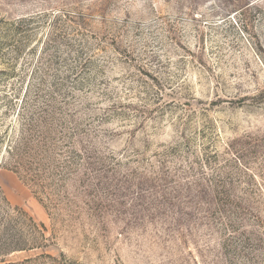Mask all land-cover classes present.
<instances>
[{"label": "rangeland", "instance_id": "1", "mask_svg": "<svg viewBox=\"0 0 264 264\" xmlns=\"http://www.w3.org/2000/svg\"><path fill=\"white\" fill-rule=\"evenodd\" d=\"M0 264H264V0H0Z\"/></svg>", "mask_w": 264, "mask_h": 264}, {"label": "trees", "instance_id": "2", "mask_svg": "<svg viewBox=\"0 0 264 264\" xmlns=\"http://www.w3.org/2000/svg\"><path fill=\"white\" fill-rule=\"evenodd\" d=\"M75 130H77V129H75ZM24 142H25V139H23V136L16 137V139L13 140V142L11 141L10 146L8 145L7 150H6L7 154L10 155L13 158L21 157L22 151H23V147H24ZM39 145H40V143H37V147ZM32 166H34V164ZM30 170H33V171H30V173H31V180H30L31 184L33 186L37 187V188H42V186H43L42 185L43 184V177H42V173L39 172L40 169L36 170V169L30 167ZM4 200L7 203L5 198H4ZM31 222H33V221H31ZM33 225L37 226L34 222H33ZM40 227H41V232H42V234L41 233L40 234L45 239V235H44V231H43L44 227H43V225H40ZM38 232H40V231H38ZM9 244H14V243H9ZM16 248H19V247H14V246L13 247H9V250H12V251L16 250L17 251Z\"/></svg>", "mask_w": 264, "mask_h": 264}]
</instances>
